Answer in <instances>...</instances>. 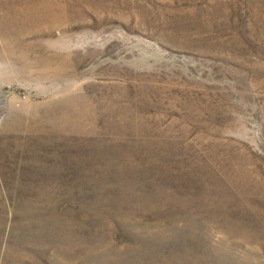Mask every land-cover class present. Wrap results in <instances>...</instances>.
Returning <instances> with one entry per match:
<instances>
[{"label": "rangeland", "instance_id": "1", "mask_svg": "<svg viewBox=\"0 0 264 264\" xmlns=\"http://www.w3.org/2000/svg\"><path fill=\"white\" fill-rule=\"evenodd\" d=\"M0 264H264V0H0Z\"/></svg>", "mask_w": 264, "mask_h": 264}]
</instances>
